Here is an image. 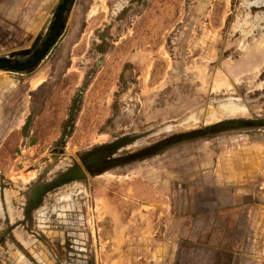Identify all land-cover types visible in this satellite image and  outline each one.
<instances>
[{
	"label": "rangeland",
	"instance_id": "1",
	"mask_svg": "<svg viewBox=\"0 0 264 264\" xmlns=\"http://www.w3.org/2000/svg\"><path fill=\"white\" fill-rule=\"evenodd\" d=\"M62 1L0 0V58L34 59ZM62 20L34 67L0 69V264H240L215 238L257 212L210 199L226 152L264 154V3L69 0Z\"/></svg>",
	"mask_w": 264,
	"mask_h": 264
},
{
	"label": "crops",
	"instance_id": "2",
	"mask_svg": "<svg viewBox=\"0 0 264 264\" xmlns=\"http://www.w3.org/2000/svg\"><path fill=\"white\" fill-rule=\"evenodd\" d=\"M257 1L264 3V0ZM3 8L4 3H1L0 9L3 10ZM259 156L254 151L226 152V161L229 166L228 171H230L227 174L226 181L231 187H227L225 191L220 189L213 190V199H210L216 202L210 205L215 208L228 207L232 212L239 214L241 208L253 207L257 212V217L246 216V225L242 235L233 234L232 237L229 233L227 237H216V244L213 248L210 246L214 249L213 251L216 252L217 256L223 255L226 252L239 256L241 259L240 264H264V154L263 157ZM216 178L221 183L223 182L220 175ZM213 181V185L217 186L214 179ZM253 182L259 185L258 197L254 200V203L250 204V200H253L255 195L254 191H251L249 187ZM227 190L228 194L226 195ZM224 199L232 203H229L227 206L218 203ZM2 210L3 201L0 195V223ZM261 213L262 215H260Z\"/></svg>",
	"mask_w": 264,
	"mask_h": 264
},
{
	"label": "water",
	"instance_id": "3",
	"mask_svg": "<svg viewBox=\"0 0 264 264\" xmlns=\"http://www.w3.org/2000/svg\"><path fill=\"white\" fill-rule=\"evenodd\" d=\"M69 0H63L62 3L58 7V12L55 15V20L50 28L49 36L42 43L40 49H38L34 53V59H30L27 61H14L11 62L7 58H0V69H9L14 71H27L34 67L40 59L46 55L47 51L50 47L56 42L59 37L60 29L63 27V16L65 11L67 10V5Z\"/></svg>",
	"mask_w": 264,
	"mask_h": 264
},
{
	"label": "flooded vegetation",
	"instance_id": "4",
	"mask_svg": "<svg viewBox=\"0 0 264 264\" xmlns=\"http://www.w3.org/2000/svg\"><path fill=\"white\" fill-rule=\"evenodd\" d=\"M11 62H14V61H11ZM96 154L97 153H94L93 155L87 157L88 161H86V162L84 161V163H87V165L90 167V169L98 167V164H96V157H97Z\"/></svg>",
	"mask_w": 264,
	"mask_h": 264
},
{
	"label": "trees",
	"instance_id": "5",
	"mask_svg": "<svg viewBox=\"0 0 264 264\" xmlns=\"http://www.w3.org/2000/svg\"><path fill=\"white\" fill-rule=\"evenodd\" d=\"M226 123H222V124H219V125H216V126H224ZM171 138L170 139H167V140H164L163 142L159 143V144H166L167 142H170ZM168 145V144H166Z\"/></svg>",
	"mask_w": 264,
	"mask_h": 264
}]
</instances>
